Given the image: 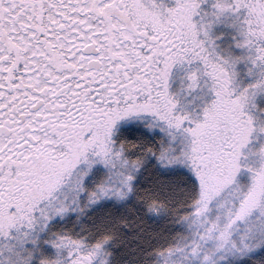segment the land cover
<instances>
[{
	"label": "snow or ice",
	"instance_id": "obj_1",
	"mask_svg": "<svg viewBox=\"0 0 264 264\" xmlns=\"http://www.w3.org/2000/svg\"><path fill=\"white\" fill-rule=\"evenodd\" d=\"M0 264H264V0H0Z\"/></svg>",
	"mask_w": 264,
	"mask_h": 264
}]
</instances>
